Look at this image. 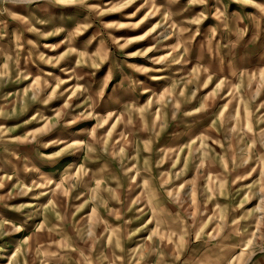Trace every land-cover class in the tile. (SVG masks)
<instances>
[{
  "label": "rangeland",
  "instance_id": "rangeland-1",
  "mask_svg": "<svg viewBox=\"0 0 264 264\" xmlns=\"http://www.w3.org/2000/svg\"><path fill=\"white\" fill-rule=\"evenodd\" d=\"M0 264H264V0H0Z\"/></svg>",
  "mask_w": 264,
  "mask_h": 264
}]
</instances>
